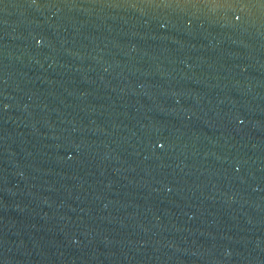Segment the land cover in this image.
Masks as SVG:
<instances>
[{"label":"water","instance_id":"obj_1","mask_svg":"<svg viewBox=\"0 0 264 264\" xmlns=\"http://www.w3.org/2000/svg\"><path fill=\"white\" fill-rule=\"evenodd\" d=\"M0 264H264V0H0Z\"/></svg>","mask_w":264,"mask_h":264}]
</instances>
